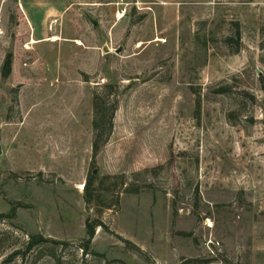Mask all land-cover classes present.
<instances>
[{
    "label": "rangeland",
    "instance_id": "rangeland-1",
    "mask_svg": "<svg viewBox=\"0 0 264 264\" xmlns=\"http://www.w3.org/2000/svg\"><path fill=\"white\" fill-rule=\"evenodd\" d=\"M140 1L0 0V264H264V0Z\"/></svg>",
    "mask_w": 264,
    "mask_h": 264
},
{
    "label": "crops",
    "instance_id": "crops-1",
    "mask_svg": "<svg viewBox=\"0 0 264 264\" xmlns=\"http://www.w3.org/2000/svg\"><path fill=\"white\" fill-rule=\"evenodd\" d=\"M165 1V0H162ZM174 2V0H172ZM136 2V0H17V8H32L33 15L37 16V21L33 15H27V19L32 25L39 27L41 25L40 13L45 12V8H52L53 11L58 8H121L122 3ZM139 2H141L139 0ZM146 2V1H145ZM177 3V2H176ZM36 8H38L36 10ZM43 8V9H42ZM43 10V11H42ZM36 11L37 14L35 13ZM52 11V12H53ZM46 13V12H45ZM37 43V42H36Z\"/></svg>",
    "mask_w": 264,
    "mask_h": 264
},
{
    "label": "trees",
    "instance_id": "trees-1",
    "mask_svg": "<svg viewBox=\"0 0 264 264\" xmlns=\"http://www.w3.org/2000/svg\"><path fill=\"white\" fill-rule=\"evenodd\" d=\"M11 69H12V62H11V59L9 58L6 61L5 65H4L5 78L10 76ZM95 127H96V129H99V127H100L98 120L95 122ZM111 129H112V123H111L110 130ZM104 143H106V142H104ZM103 146L104 145H100V140H99V137H98L96 139L95 143H94V153H95V155H97L101 151ZM91 184H92L91 181H88L86 186H85V190H88V188L90 187ZM6 218L12 220V219H14V216L13 215H11V216L0 215V219H6ZM97 226L104 227L103 224L91 225V224L88 223V225H87V234L89 236L88 243H90L91 240H93V238L95 237ZM43 242H49V241L45 240L42 236H33L31 238V241H30V244H29V249H31V247H33L34 245H38V244L43 243Z\"/></svg>",
    "mask_w": 264,
    "mask_h": 264
},
{
    "label": "bare ground",
    "instance_id": "bare-ground-1",
    "mask_svg": "<svg viewBox=\"0 0 264 264\" xmlns=\"http://www.w3.org/2000/svg\"><path fill=\"white\" fill-rule=\"evenodd\" d=\"M119 18H120V19L123 18L122 13L119 14ZM0 33H1V31H0ZM49 40H50L51 42H53V43H57V42H59L61 39H60L59 36H54V37L50 38ZM158 42H160V43H167L166 39H158ZM32 43H33V44H36V41L33 40ZM77 44H78L79 46H83L82 42H80V41H77ZM143 46H144V43H143V42H140L139 45H138V48H142ZM28 48L31 49L30 47H28ZM81 188L85 190V184H84V186H82ZM207 225L210 226V225H211L210 222H208Z\"/></svg>",
    "mask_w": 264,
    "mask_h": 264
},
{
    "label": "water",
    "instance_id": "water-1",
    "mask_svg": "<svg viewBox=\"0 0 264 264\" xmlns=\"http://www.w3.org/2000/svg\"><path fill=\"white\" fill-rule=\"evenodd\" d=\"M93 21V23L95 24V25H97L98 24V22L97 21H95V20H92ZM105 51L106 52H109L110 50H109V48L108 47H106L105 48ZM2 153V150H1V146H0V154Z\"/></svg>",
    "mask_w": 264,
    "mask_h": 264
}]
</instances>
